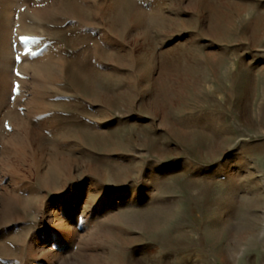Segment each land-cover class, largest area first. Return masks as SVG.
Here are the masks:
<instances>
[{
	"label": "rangeland",
	"instance_id": "rangeland-1",
	"mask_svg": "<svg viewBox=\"0 0 264 264\" xmlns=\"http://www.w3.org/2000/svg\"><path fill=\"white\" fill-rule=\"evenodd\" d=\"M0 264H264V0H0Z\"/></svg>",
	"mask_w": 264,
	"mask_h": 264
}]
</instances>
